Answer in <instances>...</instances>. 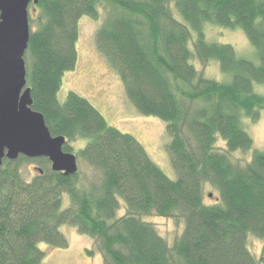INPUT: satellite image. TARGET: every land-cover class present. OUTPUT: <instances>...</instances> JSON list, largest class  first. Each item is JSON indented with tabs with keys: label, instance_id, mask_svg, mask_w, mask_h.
Segmentation results:
<instances>
[{
	"label": "trees",
	"instance_id": "16d2710c",
	"mask_svg": "<svg viewBox=\"0 0 264 264\" xmlns=\"http://www.w3.org/2000/svg\"><path fill=\"white\" fill-rule=\"evenodd\" d=\"M82 16L100 20L95 46L125 99L165 122L174 178L87 98L69 90L59 99L77 63ZM28 23L31 108L65 138L77 171H53L45 157L2 160L0 264H44L40 244L67 245L62 225L90 237L85 251L99 253L101 264H264V149L246 130L264 110V0H38ZM208 25L242 31L254 60L208 40ZM212 61L220 80L198 69ZM234 151L249 152L248 162H234ZM25 162L39 166L29 181L19 170ZM151 216L181 219L183 229L168 242ZM249 236L261 241L258 253Z\"/></svg>",
	"mask_w": 264,
	"mask_h": 264
},
{
	"label": "rangeland",
	"instance_id": "374dc122",
	"mask_svg": "<svg viewBox=\"0 0 264 264\" xmlns=\"http://www.w3.org/2000/svg\"><path fill=\"white\" fill-rule=\"evenodd\" d=\"M100 20H93L88 16L79 19V35L76 42L78 59L76 66L71 71H66L62 78V86L58 97L63 100L69 90H73L87 98L104 116L108 124L122 132L133 135L146 149L150 158L165 172L174 178L175 174L170 165L165 145L169 137L165 131V122L156 117H147L139 114L137 110L125 99L123 86L119 76L112 66L99 53L95 46V31ZM208 40L229 43L236 52L242 56L254 60L253 48L247 38L239 29H228L220 26L208 25L205 29ZM250 49V53H247ZM202 69L207 77L220 80L223 77L218 64L212 61L209 66ZM222 74V75H221ZM247 132L253 140V146L264 149V110L260 111V117L256 122L246 121ZM84 144L79 140L73 145L77 149ZM222 148L223 143H216ZM230 158L234 162L244 164L250 158L249 152L234 151ZM36 162H28L20 165L21 176L30 180L38 172ZM78 168L85 171L87 177L91 170L82 162H78ZM214 201L215 198H208ZM67 198L64 197L63 206H66ZM157 231L168 241L180 234L183 229L181 219L151 216L148 218ZM60 231L67 240L66 247H49L40 244L45 252L44 264H101L99 253L93 255L86 253V249L92 246V239L80 234L74 227L62 225ZM248 246L253 253H258L261 241L255 237H248Z\"/></svg>",
	"mask_w": 264,
	"mask_h": 264
},
{
	"label": "water",
	"instance_id": "95a60500",
	"mask_svg": "<svg viewBox=\"0 0 264 264\" xmlns=\"http://www.w3.org/2000/svg\"><path fill=\"white\" fill-rule=\"evenodd\" d=\"M38 0H0V167L2 160L45 157L53 171H77L64 152L63 136H52L43 115L31 108L24 54L29 40L28 6ZM211 197V194H209Z\"/></svg>",
	"mask_w": 264,
	"mask_h": 264
}]
</instances>
